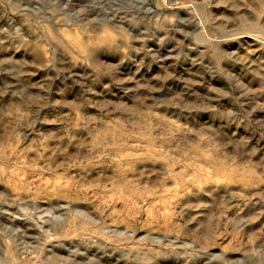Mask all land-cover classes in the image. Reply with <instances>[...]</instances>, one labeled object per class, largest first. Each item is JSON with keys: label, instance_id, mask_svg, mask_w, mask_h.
Wrapping results in <instances>:
<instances>
[{"label": "rangeland", "instance_id": "obj_1", "mask_svg": "<svg viewBox=\"0 0 264 264\" xmlns=\"http://www.w3.org/2000/svg\"><path fill=\"white\" fill-rule=\"evenodd\" d=\"M0 264H264V0H0Z\"/></svg>", "mask_w": 264, "mask_h": 264}]
</instances>
